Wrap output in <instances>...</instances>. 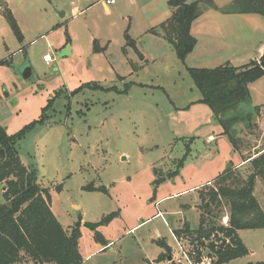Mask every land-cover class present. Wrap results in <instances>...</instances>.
<instances>
[{"label":"rangeland","instance_id":"1","mask_svg":"<svg viewBox=\"0 0 264 264\" xmlns=\"http://www.w3.org/2000/svg\"><path fill=\"white\" fill-rule=\"evenodd\" d=\"M26 1L43 10L28 13L24 22ZM97 1H69L62 19L51 14L45 0H0V61H8L0 64V123L15 136L53 102L46 124L20 140L18 150L24 165L37 170L40 184L51 189L52 211L63 227L81 221L84 264H192L193 246L176 241L172 230L185 222L192 229L199 227L200 195L215 188L216 183H207L228 165L242 179L254 173L246 158L264 149V77L250 84L251 101L241 108L243 114H253L251 128H246L247 117L236 132L241 156L222 135L212 110L200 102L189 69H215L227 63L241 67L260 59L264 25L253 23L264 18H250L256 21L239 40L229 24L218 28L210 17L229 11L236 0H188L201 2L206 14L199 28L206 37L183 63L167 40L157 44L148 33L171 17L167 0H117L110 13ZM7 8L19 18L22 42L3 15ZM55 17L62 24L49 29ZM127 36L138 52L127 45ZM50 42L67 44L71 54L59 57ZM47 53L55 58L50 65L44 61ZM141 53L148 58L142 60ZM27 66L32 76L25 80L21 71ZM93 84L103 88L92 89ZM112 87L120 93L106 90ZM193 137L197 140L190 144L192 153L184 167L155 187L154 168L163 176L173 173L188 145L178 139ZM60 185L62 190L57 191ZM89 185L107 192L85 190ZM3 188L0 184V206L6 202ZM254 195L264 211V184L259 178ZM112 213L118 216L96 231L113 241V247L106 248L84 223H99ZM220 213L218 223L225 227L223 218H230V208L223 203ZM156 214L160 215L153 217ZM239 236L249 255L232 264H264V230H244ZM160 239L172 253L157 263L165 253L155 243Z\"/></svg>","mask_w":264,"mask_h":264},{"label":"trees","instance_id":"2","mask_svg":"<svg viewBox=\"0 0 264 264\" xmlns=\"http://www.w3.org/2000/svg\"><path fill=\"white\" fill-rule=\"evenodd\" d=\"M168 5L171 17L150 32L164 35L177 58L184 63L197 46V39L191 34V26L203 14V7L201 2L192 3L188 0H169ZM226 13L264 17V0H236L234 7ZM3 15L17 39L22 42L24 36L13 12L7 8ZM127 45L137 49L129 36ZM139 57L143 60L141 54ZM6 62L8 61H0V64ZM189 73L201 93L200 102L212 110L216 123L222 127V135L229 138L233 151L241 154L239 138H235L233 133L238 132L247 117L246 128L253 125V114L245 115L241 108L251 101L250 84L264 77V54L260 59L241 67L227 63L215 69L190 68ZM95 86L103 88L97 84L89 85L92 89ZM106 90L120 93L113 87ZM52 107L53 102H50L38 120L15 136H10L0 123V184L4 187L3 196L6 201L0 206V264H84L79 249L81 221L69 229L63 227L52 211L51 189L40 184L37 170L24 165L18 150L20 140L46 124L45 115ZM178 140L188 141L185 155L177 161V168L173 173L163 176L154 168L155 187L179 173L192 153L190 144L197 139L193 137ZM254 156L246 158L251 161L254 170L246 179L239 178L235 169L225 171L213 181L216 183L215 188L200 195L203 203L199 207L201 213L198 228L192 229L185 222L180 229L173 231L177 241H187L193 246V251L189 253L192 264H204L206 260H209L208 264H232L249 255L239 232L264 230V211L254 195L256 179L259 178L264 184V149ZM207 186H212V183ZM84 189L107 192L106 188H95L93 185ZM56 190L61 191L62 186H58ZM223 203L230 208L229 226L225 227L218 223ZM117 216V213H112L99 223L86 222L84 226L96 232L100 226ZM96 234L97 242L109 245L99 232ZM155 243L165 250L156 261L160 263L171 255L172 249L164 239ZM205 250L208 251L207 256L204 255Z\"/></svg>","mask_w":264,"mask_h":264},{"label":"crops","instance_id":"3","mask_svg":"<svg viewBox=\"0 0 264 264\" xmlns=\"http://www.w3.org/2000/svg\"><path fill=\"white\" fill-rule=\"evenodd\" d=\"M46 1V4L49 6V10H50V12H51V14H55V16H59V14H60V16L62 17V19H64L66 16H67V14H68V10L66 9V8H64L65 6H67L68 4H69V1H71V0H45ZM77 1V4H78V0H76ZM107 1L108 0H99V1H97L96 2V4H98V6L100 5V6H102V8L104 9V11H106L107 13H110L111 11H112V8H113V6H116L118 3H117V0H115L116 1V4L115 5H109L108 3H107ZM167 1H169V0H167ZM29 3V4H28ZM92 2H88V7L87 8H90L91 7V4ZM26 4L28 5L27 7H26ZM95 3H93V5H94ZM25 7H26V9H25ZM25 7L23 8L24 9V15H23V13H21L22 14V17H24V22L26 21V18H25V16L29 13V15H27V16H33L34 14H36L39 10H43L42 8H36V7H33V6H31L30 5V2L28 1H26L25 2ZM48 8V7H47ZM44 10H47L46 8H44ZM61 10H65V12H61ZM55 12H57V13H55ZM170 13H171V10H170ZM13 14H14V16H15V18H16V20H17V22H18V24H19V18H18V16H17V14L15 13V12H13ZM58 14V15H57ZM206 14V13H205ZM205 14H203V15H201L197 20H195L194 22H193V24H192V26H191V34L197 39V46L195 47V49H194V51L190 54V55H192L194 52H195V50H196V48L198 47V45H199V43L201 42V39L203 38V37H206L205 36V33H206V31L202 34V28H199V22H201V20H204L203 18H205ZM211 14H213V16H210L211 17V19H215V22H213V23H215L216 25V27H218V28H220V25H221V23L222 24H225V23H227V24H229V26H228V28H229V31L234 35V36H236L237 38L239 37V36H241V35H243L244 34V32L245 31H247V30H249V27L251 26V27H253V25H255V26H258V27H261V26H263L264 25V21H261V19H253V20H251L250 18H253V16H256V15H253V14H233V13H226V12H223L222 14L221 13H211ZM219 14H221V15H219ZM225 14V15H224ZM162 15V14H161ZM164 15V14H163ZM169 15V14H168ZM54 16V15H53ZM171 16V15H170ZM259 16V15H258ZM161 17L162 16H157V19H158V21L159 22H161L162 21V19H161ZM166 17H168V16H166ZM261 17V16H260ZM169 18V17H168ZM167 18V19H168ZM249 18V19H248ZM256 18V17H255ZM262 18H264V17H262ZM165 19V18H164ZM166 19V20H167ZM53 22L50 24H48V26H49V29H51L52 27H55L56 25H61L62 23L61 22H59V21H57V18L55 17V19L53 18ZM166 20H164V21H166ZM247 20V21H246ZM263 20V19H262ZM163 21V22H164ZM250 21H251V24H250ZM252 21H256L255 23H253ZM163 22H161V23H163ZM205 22V21H204ZM252 23H253V25H252ZM205 24V23H204ZM42 25L43 26H45L44 25V23H41L40 24V27H42ZM20 26V25H19ZM195 27L196 28H199L198 29V32H195ZM20 29H21V31H23L22 33H24V30L20 27ZM203 30H205V28L203 29ZM148 33H150V36H153L156 40H157V44H161V43H164L165 42V37H164V35H156V34H153V33H151L150 31L148 32ZM209 33V32H208ZM207 33V34H208ZM240 33H241V35H240ZM24 35V38H25V34H23ZM43 36H45V34L44 35H42L41 36V38L43 37ZM235 37V38H236ZM239 39V38H238ZM240 40V39H239ZM24 41V40H23ZM36 42V40H34L33 41V43H35ZM49 46H50V48L51 47H55L56 46V48H54L55 50H56V53L58 54V56L59 57H61V58H63L61 55H62V53H63V51L66 49V47L68 46L67 44H65V45H63V46H61V45H58V42L57 43H53V42H50L49 43ZM264 52V44L262 45V47L260 48V53H263ZM46 55H50L49 53H47V54H45L44 55V57L46 56ZM141 55L143 56V59L144 60H146L147 58H148V54H142L141 53ZM189 55V56H190ZM263 55V54H262ZM261 55V56H262ZM52 56V55H51ZM188 56V57H189ZM53 58V61L55 60V58L54 57H52ZM188 59V58H187ZM46 63V62H45ZM47 64V63H46ZM48 65V64H47ZM134 72H130V76H132V74H133ZM127 80V79H126ZM209 138H215L214 136H209ZM217 141V140H216ZM154 165H156V164H154ZM155 166H153V168H154ZM214 181V180H213ZM213 181L211 182H208L207 183V185L209 184V183H213ZM198 190L197 191H199V190H201L202 189V187L201 188H197ZM191 190V189H190ZM196 190V189H195ZM183 193H187V191H185V192H183ZM164 199V198H163ZM166 199V198H165ZM160 214H156V215H154L153 217H158ZM162 216V215H161ZM199 216H200V214H199ZM150 221V219H148L146 222H149ZM86 223V222H85ZM85 223H84V225H85ZM145 223V222H144ZM183 224L184 223H180L179 224V226H178V228L177 229H180L182 226H183ZM142 224H139L138 226H135V227H133L132 228V230H134V229H136V228H138V227H140ZM176 229V230H177ZM132 230H130V231H132ZM174 230H172V232H173ZM174 238H175V236H174ZM175 240H176V238H175ZM177 241V240H176ZM108 242V241H107ZM109 243V245L108 246H105L106 248H112L113 247V241H111V242H108ZM98 248H100L101 249V247H99L98 246ZM79 249H80V253H81V255H82V257H83V254H82V250H81V244H80V242H79ZM90 256H88L87 258H89ZM84 259V258H83ZM85 261V260H84ZM237 261V260H236ZM24 264H32V262H26V263H24Z\"/></svg>","mask_w":264,"mask_h":264},{"label":"water","instance_id":"4","mask_svg":"<svg viewBox=\"0 0 264 264\" xmlns=\"http://www.w3.org/2000/svg\"><path fill=\"white\" fill-rule=\"evenodd\" d=\"M70 54H71V49H70V47H66V49L63 51V53H62L61 56H62V57H67V56H69ZM21 75H22V77H23L25 80L30 79L31 76H32V69H31V67H30V66H27V67H25L24 69H22V71H21ZM256 118H257V117L254 118V121H256ZM214 122H216L215 119H214ZM233 136H234V137H237V133L234 132V133H233ZM231 167H232V164L228 165L226 171H229V169H230ZM170 259H171V258H170Z\"/></svg>","mask_w":264,"mask_h":264},{"label":"built area","instance_id":"5","mask_svg":"<svg viewBox=\"0 0 264 264\" xmlns=\"http://www.w3.org/2000/svg\"><path fill=\"white\" fill-rule=\"evenodd\" d=\"M107 3L109 4V5H115L116 4V1L115 0H108L107 1ZM44 61L48 64V65H50L52 62H53V58H52V56L51 55H46L45 57H44ZM208 185H211V183H209ZM223 221H224V225L225 226H229V218L227 217H225V218H223ZM180 247V246H179ZM190 262H191V260H190Z\"/></svg>","mask_w":264,"mask_h":264}]
</instances>
